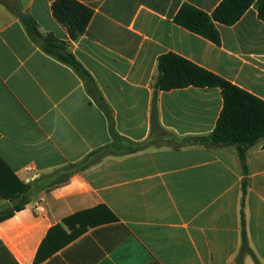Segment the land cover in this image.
Listing matches in <instances>:
<instances>
[{"label":"crops","instance_id":"obj_1","mask_svg":"<svg viewBox=\"0 0 264 264\" xmlns=\"http://www.w3.org/2000/svg\"><path fill=\"white\" fill-rule=\"evenodd\" d=\"M75 1L93 16L73 41L54 0H0V159L14 178L0 212L22 184L83 161L114 134L150 145L73 172L0 221V264H256L239 255L241 219L264 264V139L243 162L236 146L186 144L213 131L220 90L155 83L157 59L171 52L264 100V21L250 7L234 25L216 24V45L173 17L183 4L211 13L222 0ZM61 51L90 75L103 106Z\"/></svg>","mask_w":264,"mask_h":264},{"label":"trees","instance_id":"obj_2","mask_svg":"<svg viewBox=\"0 0 264 264\" xmlns=\"http://www.w3.org/2000/svg\"><path fill=\"white\" fill-rule=\"evenodd\" d=\"M253 7L260 20L264 21V0H222L211 13H206L190 4H183L173 17V22L204 39L218 45L220 35L216 24L231 26L234 25L248 10ZM51 11L67 30L69 38L76 41L87 28L93 11L75 0H54ZM29 32L38 35L35 23L28 17L24 18ZM46 50L53 51L52 37L47 36ZM57 57L63 62L72 66L85 81L89 91L97 97L98 103L103 106L102 100L98 97V91L90 75L69 53L61 51L56 53ZM155 83L159 91L167 92L186 87L196 88H218L222 98V108L216 121L213 131L204 136L190 137L185 142L188 145H200L207 148L222 146H236L241 162L245 158V150L259 140L264 139V100L232 84L217 74L208 71L195 63L175 54L166 53L157 59V74ZM153 100L152 120L155 117V102ZM113 143L106 145L98 150L91 152L83 161L69 165L61 170L55 171L50 175L51 188L65 183L69 176L76 171L100 162L103 158L113 155L133 153L147 148L150 145L148 140L133 143L117 134L113 135ZM13 180V175L7 166L0 159V191L6 188L7 181ZM31 190L30 184H22L18 191L12 194L9 201L13 203L12 208L0 212V221L13 216L14 212L22 209L28 202V194ZM20 202H17L19 201ZM242 243L239 255H252L255 263L257 260L251 253L245 236L244 220L241 219ZM75 235L67 236L58 246L52 249L55 252L65 244L70 242Z\"/></svg>","mask_w":264,"mask_h":264},{"label":"rangeland","instance_id":"obj_3","mask_svg":"<svg viewBox=\"0 0 264 264\" xmlns=\"http://www.w3.org/2000/svg\"><path fill=\"white\" fill-rule=\"evenodd\" d=\"M50 181H51L50 175L35 180L34 183L30 185L31 190L27 197L28 200L38 198L39 194H41L46 189L45 187L49 186ZM17 202H20V200Z\"/></svg>","mask_w":264,"mask_h":264},{"label":"built area","instance_id":"obj_4","mask_svg":"<svg viewBox=\"0 0 264 264\" xmlns=\"http://www.w3.org/2000/svg\"><path fill=\"white\" fill-rule=\"evenodd\" d=\"M27 170H30V168H27Z\"/></svg>","mask_w":264,"mask_h":264}]
</instances>
